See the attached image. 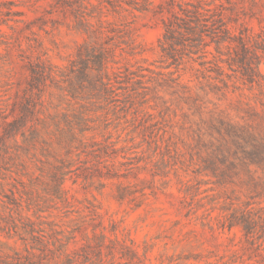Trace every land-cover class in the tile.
Masks as SVG:
<instances>
[{
    "label": "rangeland",
    "instance_id": "rangeland-1",
    "mask_svg": "<svg viewBox=\"0 0 264 264\" xmlns=\"http://www.w3.org/2000/svg\"><path fill=\"white\" fill-rule=\"evenodd\" d=\"M57 1L0 0V116L17 115L27 80L25 57L62 67L85 39ZM111 1L83 0L91 5V24L126 23L135 39L133 49L123 46L119 66L133 75L130 83L119 84L123 89L117 90V113L108 129L107 143L116 153L106 164L116 177L76 179L74 173L89 166L79 162L81 156L62 184L66 201L52 202L32 166L22 181L41 211L23 203L19 215L11 208V219L0 196L4 221L21 227L18 216L28 217L37 230L69 238L70 251L89 253L96 264L99 250L102 264H264V170L225 151L223 158L211 132L215 113L242 123L250 109L261 111L264 80L250 87L225 69L234 84L221 98L197 72L198 62L169 67L162 59L158 40L167 15L157 14V6L168 0H151L146 10L122 4L116 12ZM202 2L222 8L235 20L229 26L236 33L241 25L252 34L264 32V0ZM260 72L264 78L262 64ZM242 214L258 221L259 229L247 234L229 227ZM0 240L23 247L16 236L0 233Z\"/></svg>",
    "mask_w": 264,
    "mask_h": 264
},
{
    "label": "trees",
    "instance_id": "trees-1",
    "mask_svg": "<svg viewBox=\"0 0 264 264\" xmlns=\"http://www.w3.org/2000/svg\"><path fill=\"white\" fill-rule=\"evenodd\" d=\"M57 4L63 13L73 17L74 29L84 34L85 39L62 67L48 59L25 57L27 80L17 115L10 120L0 116V196L6 199L1 202L11 219L14 212L19 215L23 203L41 211L38 200L28 196L22 181L32 166L44 180V191L52 202L66 201L62 184L73 172L70 170L73 162L81 156L84 160L79 162L89 166L74 173L76 179L116 177L106 164L110 155L116 153L113 145L107 143L108 129L111 116L117 113V90L123 89L119 84L130 83L129 76L133 75L128 67L119 66L123 46L134 47L132 30L126 23L97 20L95 25L91 24L92 16L86 11L91 5H85L83 0H58ZM122 4L146 10L152 2H109L113 12L121 9ZM212 4L202 0H168L157 6V14L167 15L162 20L163 33L158 40L162 59L169 67L198 62L197 72L201 78L212 81L211 89L221 98L226 97L229 83L234 84L225 69L238 74L243 84L261 86L264 32L252 34L241 25L236 33L229 26L235 20L225 17L223 9L211 7ZM250 110L251 114L241 116L242 123L232 121L221 111L215 113L211 132L217 135L214 138L223 158L225 151L246 166L264 170V104L261 111ZM3 215L0 214V233H4L5 239L16 236L23 247H11L0 240V264H96L89 253L70 251L66 236H57L60 234L52 230H37L28 217L18 216L21 227L13 222L9 225ZM258 225V221L242 214L232 217L229 227L240 226L248 234L259 229ZM97 238L101 243L104 235ZM97 255L102 264L100 250Z\"/></svg>",
    "mask_w": 264,
    "mask_h": 264
}]
</instances>
